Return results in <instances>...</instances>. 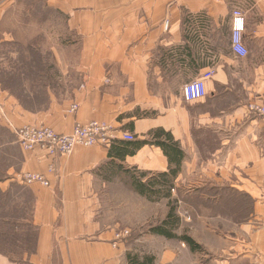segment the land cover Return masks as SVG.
Returning a JSON list of instances; mask_svg holds the SVG:
<instances>
[{
  "label": "crops",
  "instance_id": "crops-1",
  "mask_svg": "<svg viewBox=\"0 0 264 264\" xmlns=\"http://www.w3.org/2000/svg\"><path fill=\"white\" fill-rule=\"evenodd\" d=\"M235 10L246 57L231 49ZM4 43L27 47L0 54V73L16 79H0V264H264V119L248 110L264 103V0H0ZM212 68L208 95L186 101L183 86ZM94 120L118 140L55 158L23 149L14 131ZM157 130L184 153L181 191L149 206L154 227L139 232L126 170L154 176L171 163L156 144L119 146L123 133L153 142ZM25 172L51 186L23 183ZM169 198L173 237L154 229ZM128 226L140 234L118 240Z\"/></svg>",
  "mask_w": 264,
  "mask_h": 264
},
{
  "label": "built area",
  "instance_id": "built-area-1",
  "mask_svg": "<svg viewBox=\"0 0 264 264\" xmlns=\"http://www.w3.org/2000/svg\"><path fill=\"white\" fill-rule=\"evenodd\" d=\"M169 27V21L166 20L164 23L165 30L168 31ZM244 32L245 18L240 10H235L232 22L231 49L241 57H246L249 53L244 42ZM214 74L215 69L212 68L186 83L182 89L183 98L188 102L205 98L208 95L207 83ZM106 81L109 82V79ZM77 109L78 105L73 104L70 111L76 112ZM248 110L264 119V103H249ZM14 131L23 149L35 150L40 148L52 158L58 155L71 154L76 146H109L119 138L114 135L112 126L97 120L86 125L76 124L70 133H59L52 127L33 124L14 128ZM122 138L127 141L136 140L135 135L128 132L123 133ZM49 170H54L53 164L49 166ZM19 176L27 185L41 183L44 186H51V182L41 173L25 172ZM129 236H131V231L126 229L117 234V239L122 240Z\"/></svg>",
  "mask_w": 264,
  "mask_h": 264
},
{
  "label": "trees",
  "instance_id": "trees-1",
  "mask_svg": "<svg viewBox=\"0 0 264 264\" xmlns=\"http://www.w3.org/2000/svg\"><path fill=\"white\" fill-rule=\"evenodd\" d=\"M2 45L9 47V45L15 44L4 43ZM154 139L155 140L153 142L147 140L121 141L119 147H122V153L126 154L133 153L136 149L148 143L160 146L168 156L171 163V167L168 172L159 173L158 175L153 176V178H149L144 181L140 176L147 177V173H141V175L137 176L136 174H132L130 170L126 171L131 173V176L133 177V186L139 193L150 197L155 196L157 198L160 196L169 197L171 188L174 187L176 177L180 172L184 153L180 149L178 142L174 140L173 136L169 132H166L164 130H157L154 135ZM176 222L177 218L175 217V209H171L167 219L154 229L158 233L163 234L167 237H173L174 235L171 233V231H167L165 229V226H174ZM183 239L190 244L195 243L189 236H184ZM130 264H148V260H146L145 262H140L136 258L132 257L130 258Z\"/></svg>",
  "mask_w": 264,
  "mask_h": 264
},
{
  "label": "rangeland",
  "instance_id": "rangeland-1",
  "mask_svg": "<svg viewBox=\"0 0 264 264\" xmlns=\"http://www.w3.org/2000/svg\"><path fill=\"white\" fill-rule=\"evenodd\" d=\"M48 43L47 41L44 42V45L43 47H48ZM31 44L33 45H36L37 42H31ZM50 44V43H49ZM21 47H27L25 46L24 44H21V43H18V44H15V45H9V47H6L4 45L0 46V54H2L4 51H10L12 49H17V48H21ZM45 64V68L48 69L49 67V62L45 61L44 62ZM7 79L9 80L10 79V84L13 86L16 84V79L15 77H10V75H6L5 73L1 72L0 73V79L4 80V79ZM31 107H42V106H39V105H33ZM43 126V125H42ZM127 175V174H126ZM138 175H141V173H138ZM158 175V174H157ZM148 176V174H147ZM156 176V175H154ZM130 176H125L126 180L129 178ZM141 179H143L144 181H146L147 179L149 178H153V175L152 176H148V177H142L140 176ZM129 179H132L133 180V177L131 176ZM133 182V181H132ZM180 188H177L175 190V188H171V194L174 192V190L176 192H180L181 190H179ZM134 191L138 194H136L135 192H129V193H126V208L128 209V212L130 213V215H132V218H133V215H134V221L135 223L138 225L139 227V232H142L143 230H148L149 226H153V221L151 220L150 222V219H149V206L153 205L154 206V202H157V205H156V208L159 210L161 208V206L164 204V201H161L162 199L164 198H168L166 196L164 197H155V196H147V195H143L141 193H139L135 188H134ZM128 192V191H127ZM212 192V191H211ZM168 201V206L170 207V211L171 209H177L178 208V203L177 201L175 200H172L171 198H169ZM240 207L243 208L244 207V201H241V204H240ZM170 213V212H169ZM152 219V218H151ZM157 225H160L161 223L159 222V217L157 218ZM156 225V226H157ZM154 227V226H153ZM126 228H130L128 230L131 231L132 227L131 226H128ZM126 230V229H124ZM139 232H132L131 231V236H132V233L133 235L136 234V235H139L140 233Z\"/></svg>",
  "mask_w": 264,
  "mask_h": 264
},
{
  "label": "bare ground",
  "instance_id": "bare-ground-1",
  "mask_svg": "<svg viewBox=\"0 0 264 264\" xmlns=\"http://www.w3.org/2000/svg\"><path fill=\"white\" fill-rule=\"evenodd\" d=\"M76 147H77V146H76ZM76 147H75V148H76Z\"/></svg>",
  "mask_w": 264,
  "mask_h": 264
}]
</instances>
